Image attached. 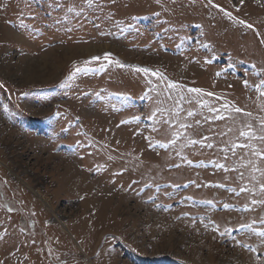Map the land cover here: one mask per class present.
<instances>
[{
  "label": "rangeland",
  "instance_id": "1",
  "mask_svg": "<svg viewBox=\"0 0 264 264\" xmlns=\"http://www.w3.org/2000/svg\"><path fill=\"white\" fill-rule=\"evenodd\" d=\"M262 81L264 0H0V264H264Z\"/></svg>",
  "mask_w": 264,
  "mask_h": 264
},
{
  "label": "snow or ice",
  "instance_id": "2",
  "mask_svg": "<svg viewBox=\"0 0 264 264\" xmlns=\"http://www.w3.org/2000/svg\"><path fill=\"white\" fill-rule=\"evenodd\" d=\"M208 2H209V4H212V0H208ZM241 3H243V0H241ZM213 6H215V7H219L218 5H213ZM221 11H223V9H221ZM227 15L230 16L231 14H230V13H227ZM239 23L244 24V21H239ZM247 27L251 28L252 25H247ZM110 55H111L110 53H105V54H104V59H108V57H109ZM91 59H92V60H98V59H100V57H95V56H94V57H92ZM76 71H79V69H76ZM136 71H138V72L148 73L150 70L147 69V68H137ZM154 74H155V73H154ZM244 83L247 84V81H245ZM261 83H264V81H262ZM174 86H175V85H172V84L169 85V87H174ZM190 91H193V92H197V93H199L201 90H200V89H191ZM262 94H264V93H262ZM208 95H211V93H208ZM224 107L227 108L228 105H225ZM234 111H236V112H240L241 109H240V108H234ZM189 115H192V113L189 112ZM197 123H198V122H197ZM262 123H264V122H262ZM181 127H184V125H181ZM240 136H242V137H246V138H258V139H260V140H264V136L255 137L254 134H252L250 131H241V132H240ZM173 142H174V141H173ZM189 143H193V144H194V143H197V141H195V140H190ZM207 146H208V147H212L211 144H208ZM232 147H233V150H235V148L237 147V145L234 144ZM239 147H249V145L241 144V145H239ZM253 155L261 156L262 154H261L260 152H253ZM189 163H190V162H189ZM218 167H224V166H223V165H218ZM261 189L264 190V185H261ZM241 191L244 192V191H249V190H248L247 188H241ZM252 203H253V204H256V203H264V201H256V200H253ZM261 223H264V219L261 220ZM245 227H250V226L245 225ZM258 234L261 235V236H264V232H260V233H258Z\"/></svg>",
  "mask_w": 264,
  "mask_h": 264
},
{
  "label": "bare ground",
  "instance_id": "3",
  "mask_svg": "<svg viewBox=\"0 0 264 264\" xmlns=\"http://www.w3.org/2000/svg\"><path fill=\"white\" fill-rule=\"evenodd\" d=\"M95 49H93V50H91V51H94ZM89 51H90V49H89ZM96 51H98V50H96ZM56 157V156H55ZM67 173H70V172H67ZM39 195H40V198L44 201V203H46L47 204V198L45 197V196H43L42 194H40L39 193ZM125 203V202H124ZM55 219L56 220H61V218H60V216L58 215V214H55Z\"/></svg>",
  "mask_w": 264,
  "mask_h": 264
}]
</instances>
